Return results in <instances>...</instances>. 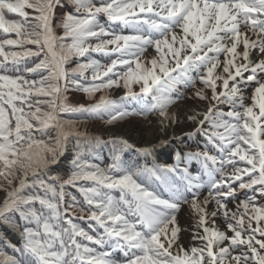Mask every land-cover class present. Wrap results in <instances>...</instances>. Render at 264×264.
Returning <instances> with one entry per match:
<instances>
[{"label":"snow or ice","instance_id":"snow-or-ice-1","mask_svg":"<svg viewBox=\"0 0 264 264\" xmlns=\"http://www.w3.org/2000/svg\"><path fill=\"white\" fill-rule=\"evenodd\" d=\"M0 192V264H264V0H0Z\"/></svg>","mask_w":264,"mask_h":264},{"label":"bare ground","instance_id":"bare-ground-1","mask_svg":"<svg viewBox=\"0 0 264 264\" xmlns=\"http://www.w3.org/2000/svg\"><path fill=\"white\" fill-rule=\"evenodd\" d=\"M151 51V50H150ZM120 93L119 91L115 92L113 95H116ZM81 99L80 95H75L73 97V99ZM197 110H203V106H199L197 108ZM180 118L183 119V124H180L178 128H175V131H173V128H169L168 129V135L169 138L175 136L177 138H185V133L190 132L191 128L189 126H186L185 122H184V118L183 116H181ZM157 125H158V121H156L154 119V122L151 126H146V120L143 118H137L127 124H125L122 128H113L111 129V132L114 131H121L124 133V135H127L128 137H130L131 141L133 142H141L140 144L145 146L147 144H149L151 141L153 140H158L160 139V136L162 135L163 137V133L159 132L157 130ZM95 130L99 131V132H103L104 129H106L102 123H95L94 126ZM175 127V126H174ZM181 129L183 131H181ZM109 130V129H108ZM188 141L190 142H194V138L192 137H188ZM190 143L187 142L186 144H180L179 141L174 142V144L172 145V147H176L177 145L181 148H185L186 150H188L186 148V145H189ZM170 157V153L167 149H163L160 151V158H168ZM1 198V197H0ZM184 212H186V217L183 219L184 223H181V226L183 228H185L186 230L183 232L182 234V242H185L187 240V237L190 236V232L187 230L188 229V225L189 223L192 222V218L188 213V210H185ZM15 237V234H14Z\"/></svg>","mask_w":264,"mask_h":264},{"label":"rangeland","instance_id":"rangeland-1","mask_svg":"<svg viewBox=\"0 0 264 264\" xmlns=\"http://www.w3.org/2000/svg\"><path fill=\"white\" fill-rule=\"evenodd\" d=\"M15 37V36H14ZM121 93H118V94H116V96H118V95H120ZM77 95H80V94H77ZM81 96V95H80ZM84 99L85 98H83L82 96H81V99H76V98H74V100H78V101H80V102H84ZM146 120V126H151L152 124H153V122H154V118H148V119H145ZM180 124H183L182 122H183V119L182 118H180ZM106 129H104L103 130V132H99V131H97V130H95L94 129V127H90L89 128V131H92V132H95L97 135H102L103 137L104 136H106V137H108L109 135H111V131L110 130H108V127L106 126V125H103ZM83 130V129H82ZM126 137H128L127 135H125ZM160 138H162V135L160 136ZM202 140V139H201ZM188 140H187V138L185 139V143L187 142ZM133 142V141H132ZM136 144H137V146L138 147H142L143 145H141L140 143L141 142H135ZM195 148V147H194ZM194 148H193V150H194ZM66 160V159H65ZM65 160L62 162V164L56 169V173L57 174H59V175H61V176H64L63 174H62V172H64L65 170H66V164L64 163L65 162ZM160 161H162V162H165V161H168V160H170L169 159V157L168 158H160L159 159ZM195 166H196V163L195 162H193V165H192V167L190 168V171H193V169H195ZM0 197L2 198L3 197V193L2 192H0ZM185 210H187V208H185L184 209V211ZM186 217V212H184L183 213V215H181V217H180V223H184L183 222V219ZM217 223L221 226V228H223L224 227V225H223V221L222 220H218L217 221ZM186 228V227H185ZM2 229H3V231H4V234L9 238V239H17L16 237H14V234L16 235V234H18L16 231H14L12 228H10L9 226H7V225H5V224H2ZM189 241H190V236H188L187 237V240L185 241V242H183L184 244H185V246H187L188 245V243H189Z\"/></svg>","mask_w":264,"mask_h":264},{"label":"trees","instance_id":"trees-1","mask_svg":"<svg viewBox=\"0 0 264 264\" xmlns=\"http://www.w3.org/2000/svg\"><path fill=\"white\" fill-rule=\"evenodd\" d=\"M11 18H17V17H11ZM12 38H15V37H14V34H13ZM95 58H96V59H102L99 55H97ZM104 158H105V159H104V162L107 163V162H108V160H107V150L104 151ZM125 159L136 160L137 158H136L135 154H133V153H128V154L125 156ZM137 162H141V161H137ZM70 169H71V164H70V162L68 161V170H67L66 172H64V174H66ZM0 237H2V238H6L7 240L11 241V242L14 243V244H18V243H19V241L14 242L12 239H9V238L4 234V231H3V229H2V224H0Z\"/></svg>","mask_w":264,"mask_h":264}]
</instances>
